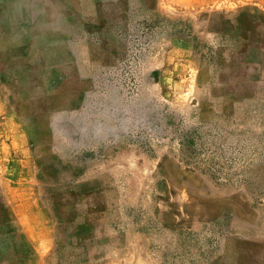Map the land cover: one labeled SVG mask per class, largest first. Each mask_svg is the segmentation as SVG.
I'll use <instances>...</instances> for the list:
<instances>
[{
	"label": "rangeland",
	"instance_id": "374dc122",
	"mask_svg": "<svg viewBox=\"0 0 264 264\" xmlns=\"http://www.w3.org/2000/svg\"><path fill=\"white\" fill-rule=\"evenodd\" d=\"M0 16V202L44 209L50 264H264V8L0 0Z\"/></svg>",
	"mask_w": 264,
	"mask_h": 264
},
{
	"label": "crops",
	"instance_id": "0c3cea01",
	"mask_svg": "<svg viewBox=\"0 0 264 264\" xmlns=\"http://www.w3.org/2000/svg\"><path fill=\"white\" fill-rule=\"evenodd\" d=\"M187 1L202 6L216 0ZM251 1L264 8V0ZM12 195L6 209L0 202V264H50L48 254L56 244L54 222L37 201L26 202L27 197ZM56 249L59 251V247Z\"/></svg>",
	"mask_w": 264,
	"mask_h": 264
},
{
	"label": "bare ground",
	"instance_id": "6f19581e",
	"mask_svg": "<svg viewBox=\"0 0 264 264\" xmlns=\"http://www.w3.org/2000/svg\"><path fill=\"white\" fill-rule=\"evenodd\" d=\"M1 17V16H0ZM12 43V42H11ZM3 44H6L3 39L0 40V46H3Z\"/></svg>",
	"mask_w": 264,
	"mask_h": 264
}]
</instances>
